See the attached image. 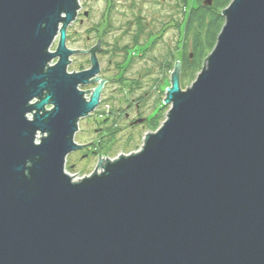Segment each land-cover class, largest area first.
<instances>
[{"label": "water", "instance_id": "water-1", "mask_svg": "<svg viewBox=\"0 0 264 264\" xmlns=\"http://www.w3.org/2000/svg\"><path fill=\"white\" fill-rule=\"evenodd\" d=\"M78 1L0 0V264H264V0H231L141 149L81 178L66 156L108 81L89 98L96 58L66 70Z\"/></svg>", "mask_w": 264, "mask_h": 264}, {"label": "rangeland", "instance_id": "rangeland-1", "mask_svg": "<svg viewBox=\"0 0 264 264\" xmlns=\"http://www.w3.org/2000/svg\"><path fill=\"white\" fill-rule=\"evenodd\" d=\"M187 1L188 5L193 7L197 3L201 15L209 13L215 3L214 0ZM78 2L79 9L75 19L66 28L65 40L69 46H78L79 51L73 50L69 55L66 70L79 69L80 65L86 66L88 57L83 53L101 39V48L104 51L102 53L97 51L101 75H92L95 76L93 84L80 85L84 95L90 98L94 85L106 79L108 81L101 87L102 94H99L101 99H98L95 111L78 121L74 139L83 145L66 156V171L76 173L77 178H81L94 173V168L101 169L102 157L109 156V159L113 160L124 152L141 149L150 129L145 124L131 125L130 119L125 118L124 111L129 112L131 117L136 116V109H139L138 116L144 117L154 105V114L162 112L160 119L163 122L170 108L169 104H164V99L177 62L180 61L181 66L180 87L187 86L201 72L205 57L214 49L217 38L207 53H204L199 62L193 65L194 37L200 31L201 23L200 18L194 17L193 25L185 28L186 33L185 30L179 29V23L184 19L185 0H79ZM230 2L231 0L227 5ZM225 7L219 11L223 19L219 31L225 22V17L222 15ZM80 20L82 23H79ZM201 34L203 37L201 45L204 47L205 35L202 30ZM218 34L219 32L216 37ZM181 41L187 45L186 49L182 45H180L181 49L177 48ZM58 43L59 35L49 45V49H57ZM182 54L183 59L178 58V55ZM167 58L171 59L169 64L166 63ZM58 59L59 57H56L50 63H56ZM189 61L193 66L187 71L193 72L191 76L187 73L186 77L183 75L184 67ZM116 63H120L119 68ZM122 94L123 98H128L125 100L129 101V109L125 110V101L121 104L114 102L116 98L122 97L120 96ZM136 103L139 104L138 108L135 106ZM112 105H114L113 109ZM30 116L28 114V117ZM141 121L142 119L139 120Z\"/></svg>", "mask_w": 264, "mask_h": 264}, {"label": "trees", "instance_id": "trees-1", "mask_svg": "<svg viewBox=\"0 0 264 264\" xmlns=\"http://www.w3.org/2000/svg\"><path fill=\"white\" fill-rule=\"evenodd\" d=\"M185 2H186L185 3L186 5L183 7V17H184V19H183V21L181 23H179V26H180L179 29H181L183 31L185 30V33H186V29L185 28L189 27L190 25L191 26L193 25L194 17H196V19L200 18V23H201L200 31L197 32L196 34L194 33L195 34V37H194V39H195L194 44L195 45L193 46L192 53H193V59L195 58L193 65H195V63L199 62V59H201V57L204 55V53H207V51L209 50V47H211L212 44L215 42L216 35L219 32V29H220V27L222 25V22H223L222 17H220L221 15L219 14V11H220L221 8L225 7V5L228 4L229 0H214L215 3L212 5L209 13H205L204 14L205 17H204L203 14L201 15L200 7L198 6L197 3H196V6L193 7V6H189L188 5V1L187 0H185ZM207 16H208V18H207ZM206 18H207V21L205 20ZM205 21H206V23H205ZM201 30H202V32L205 35V41H204L205 45H204V47H203V45H201V42H203V37H202V34H201ZM185 33H184V35H185ZM185 38H187V37H185ZM183 41H181V43L177 46L178 49H181L180 45H182V47L184 49L187 48V45L184 44ZM188 56H189V54H188ZM179 57L180 58L182 57L181 59H183V54L182 55H178V58ZM170 60L171 59L168 60V58H167L166 63L169 64L171 62ZM120 63H116V64L120 65ZM193 65L189 61L188 64L185 65L187 68L184 67L185 68V72H184L183 75H185L187 77V73H189V76H191V73L193 71L189 72L187 70L191 69V66H193ZM158 113L155 114L153 117H151V122L149 124L150 126L148 127V129L155 130L159 126L158 124H160V122H161L160 116L162 117V114H161L162 112L159 113V114Z\"/></svg>", "mask_w": 264, "mask_h": 264}, {"label": "flooded vegetation", "instance_id": "flooded-vegetation-1", "mask_svg": "<svg viewBox=\"0 0 264 264\" xmlns=\"http://www.w3.org/2000/svg\"><path fill=\"white\" fill-rule=\"evenodd\" d=\"M79 23H82V20H80V22ZM99 41V40H98ZM102 53V51H104L103 49H99V47L97 46V47H92V48H90L89 50H87L85 53H83V54H85V55H87V63H86V66H84V65H80V68L78 69V71H81V70H85V69H88V68H90L91 66H92V64H91V60H92V57H95L96 58V60H97V63H98V72H100L101 71V68H100V60H99V53ZM82 54V55H83ZM119 64L117 65V67L119 68ZM121 69V68H120ZM98 72L96 73V74H98ZM124 75V74H123ZM95 77V76H94ZM94 77H91V78H89L88 79V82L87 83H89V84H93L94 83ZM120 77H121V72H120ZM95 87V85L92 87V89ZM91 89V90H92ZM102 91V90H101ZM128 91H129V93L131 92V88L130 89H128ZM100 94H102V92L100 93ZM120 96H122V97H120V98H116L115 99V101L114 102H118V103H123L124 101H125V110H126V108H128L129 109V105H128V103H129V101H127L126 102V100L125 99H128L127 97L126 98H123V94L122 95H120ZM100 99H101V96H100ZM132 101H133V99H132ZM100 103V102H99ZM113 106L114 105H112V109H113ZM137 108H138V106H139V104L138 103H136V105H135ZM49 107V106H48ZM155 109V106L154 105H152V107H151V110H150V112L146 115V116H138V114H139V109H136V116L135 115H133V116H131V117H129V115H130V113L129 112H126V111H124V116H125V118H127V119H130V121H129V123H131V125H135V124H137V123H139V124H145L146 125V127L148 128L150 125V122H151V117H153L155 114H154V109ZM96 109V108H95ZM95 109H94V111H95ZM115 109H117V110H119V108H115ZM158 113V112H157ZM129 117V118H128ZM142 119V121L141 122H139V120H141ZM86 155V154H85Z\"/></svg>", "mask_w": 264, "mask_h": 264}]
</instances>
